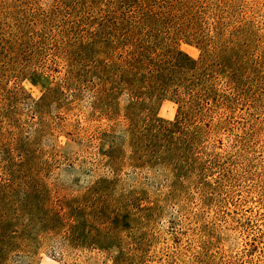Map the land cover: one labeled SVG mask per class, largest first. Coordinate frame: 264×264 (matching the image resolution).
<instances>
[{
    "label": "rangeland",
    "instance_id": "obj_1",
    "mask_svg": "<svg viewBox=\"0 0 264 264\" xmlns=\"http://www.w3.org/2000/svg\"><path fill=\"white\" fill-rule=\"evenodd\" d=\"M138 1L148 15L120 0H0V215L82 205L104 247L73 264H261L264 0ZM177 49L232 100L189 113L175 94L189 73L163 86L129 65L171 75ZM176 147L194 160L158 159ZM54 254L19 249L7 264H61Z\"/></svg>",
    "mask_w": 264,
    "mask_h": 264
},
{
    "label": "trees",
    "instance_id": "obj_2",
    "mask_svg": "<svg viewBox=\"0 0 264 264\" xmlns=\"http://www.w3.org/2000/svg\"><path fill=\"white\" fill-rule=\"evenodd\" d=\"M120 1L124 6L140 9L143 16L148 15L147 12L151 11L153 7L152 2ZM179 30L178 28L177 31ZM168 51L171 55V68L174 74L167 75V72L163 71V67H157L156 63H151V61L150 63L145 62L140 57L131 59L129 65L136 70L147 71L156 81H161L163 86L173 82L176 73H189L190 76L184 80V96L181 93H175L184 101L183 104L189 113H202L206 110L205 105H209V103L216 105L218 101L232 100L233 94L228 98L226 95L217 92L216 88L208 82L209 72H206L203 64L198 65L199 63L195 59L181 50ZM177 123L179 122H176L175 125H178ZM158 159L161 162L168 160L174 163L181 160H194L193 157L190 158L189 155L186 156L181 153L177 147L172 153L162 152ZM58 206L59 208H56L49 202L42 201L40 203V200H37L33 203L17 206L10 214L2 212L0 215V264H7L9 256L14 251L22 249L29 255L41 246H47L53 257H55L54 253H57L59 255L57 260L61 264H73L68 261V258L79 248H89L95 245L104 247V241L96 237V235L99 236V233L93 234L91 232L95 227L86 222L88 216L86 214L88 213H85L82 205L72 207L62 203ZM63 258H66L65 262ZM257 260H261V264H264V259L259 257Z\"/></svg>",
    "mask_w": 264,
    "mask_h": 264
}]
</instances>
